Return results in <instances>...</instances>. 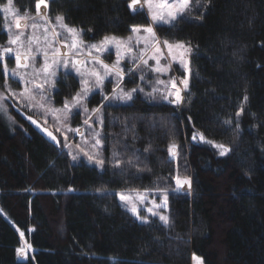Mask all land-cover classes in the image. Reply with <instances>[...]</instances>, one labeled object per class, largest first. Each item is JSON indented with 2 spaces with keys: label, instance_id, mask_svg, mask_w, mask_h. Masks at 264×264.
<instances>
[{
  "label": "trees",
  "instance_id": "obj_1",
  "mask_svg": "<svg viewBox=\"0 0 264 264\" xmlns=\"http://www.w3.org/2000/svg\"><path fill=\"white\" fill-rule=\"evenodd\" d=\"M202 1L197 18L157 27L161 39L195 49L186 106L143 94L105 104L103 169L73 162L18 113L20 126L0 113V264H192L194 255L205 264H264V0ZM36 4L15 0L22 13H36ZM129 4L51 0L49 14L99 41L150 24ZM8 39L0 9V48ZM80 88L75 74L62 75L56 102ZM103 103L97 93L89 105ZM208 141L230 151L221 156ZM179 169L193 192L170 193L169 224L140 223L121 205L118 191L174 188ZM17 229L35 251L26 259Z\"/></svg>",
  "mask_w": 264,
  "mask_h": 264
},
{
  "label": "rangeland",
  "instance_id": "obj_2",
  "mask_svg": "<svg viewBox=\"0 0 264 264\" xmlns=\"http://www.w3.org/2000/svg\"><path fill=\"white\" fill-rule=\"evenodd\" d=\"M130 1L132 4V0ZM50 2L51 0H46V6L43 3L40 5L38 10L39 14H37V11L34 14L22 13L15 5V0H12L11 8L8 11H5V9L8 8V0L0 7L4 15V29L9 37L8 42L0 48V57L3 61V69L4 66L7 65L9 70L7 73H4L6 77L4 87H0V94L8 97V99L0 101V103L5 106V110L0 111V113L9 117L10 121L14 125L20 126L17 124L18 121L16 113H18L33 127L42 132L50 141L54 142L63 151L67 152L73 162L83 161L92 166H96L98 169H103L104 164L102 167L97 165L95 159L98 157L105 162L103 141L104 105L108 102L127 103L130 102L137 94H143L145 97L152 100H164L168 102L170 99H174V97L165 99V93L167 91H175L171 88L170 83V80L174 79L180 89V95L183 97V100L179 105L174 103L171 104L180 109L184 108L186 106V96L195 75L192 60L195 49L190 44L185 42L168 41L171 44H184L186 47L191 49L190 52L183 53L182 50L174 48L172 49V53L169 54V50L163 44V42L167 40H163L159 37L157 27L159 25L171 24L153 23L146 0H137L132 7L133 10H144L150 19V24L147 26H137L136 28H139L140 32L138 34L131 33L129 35L132 36L131 43L133 47L131 52H128L126 47H121L118 50L115 46L109 44L105 46V50L96 51L95 49H92L91 55H89L88 46L93 44L98 45L103 39L99 41H88L84 37V31L80 28L74 27L79 31V39L83 40V45L80 46L78 54H75L77 50L74 49L72 50L74 54L65 56L64 53L68 52L69 48H66L64 45L67 44L70 46L73 43V39L64 25H67L69 28L72 26L67 24L64 16L62 15H59V17H63L62 22L59 23L56 19L58 16H50ZM152 2L156 3L158 0H152ZM190 7L191 10L185 13V15L189 18H197L199 12L205 9V3L202 0H191ZM41 17H43V19H41ZM17 23H19V27L16 26ZM33 24L36 26L33 27ZM148 27H152L155 39L159 43H153L152 37L144 31V29ZM16 36H19L20 39L16 44H10L9 40L15 38ZM129 36L115 37L120 40L127 41ZM138 40L139 43H137ZM6 48H11L12 51L5 52L4 49ZM157 48L160 49L159 52L156 51ZM55 50H59V56L54 54ZM142 51L143 58H140ZM17 53L21 55L22 64L25 62L29 63L30 66L28 68L16 69L15 57ZM118 54L120 61L118 68L123 70L122 78H118L114 72L105 75L104 69L100 64L95 63V60L98 58L103 61L104 64L112 66L116 64ZM181 55H183V59L187 63V69L173 60V57L179 58ZM25 57H28L27 61L25 60ZM63 60H68V68L63 66ZM73 60H77L79 63L73 66ZM144 60H147V64L144 63ZM157 60H159V64H157ZM57 61H60V63H56ZM45 67L48 69L47 72L44 71ZM157 67H160L162 71H153V69ZM76 68H79L80 72H77ZM13 69H16V71L21 74L27 73L24 80H21L19 76L13 77ZM92 71H98L102 76H104L103 83L100 87L94 86L95 77L91 75ZM52 72H54V75H50ZM33 73H39V75L34 76ZM67 73H73L79 78L81 88L78 93H80L81 89L84 87L82 81L85 79L89 81L88 86L90 90L86 98L83 100V104L88 108L87 112L83 111L82 107H72L68 113L67 119L65 120L62 118V112L46 113L44 109L27 106L29 104L28 100L19 95V93L23 92L25 88H29L35 93H40L41 89L36 88V84H43V92L47 98V105L52 109H63L65 103L58 104L55 99V93L58 90V81L60 80V77ZM45 77H47V82H45ZM141 77H143V79H141ZM182 79H187L188 81L186 90L184 85L180 83ZM25 81H32V83H25ZM160 81H163L164 83H160ZM9 88L11 91H9ZM114 89L115 91H113ZM133 89H135V91H132ZM121 90H123L124 93H130L131 99L122 98ZM97 93H100L101 97L104 98V103L102 106L92 108L89 105L90 98ZM72 101L73 98L67 100L69 104H71ZM97 108H99V112H94L93 110ZM29 117H31V119H29ZM57 117H60V119H57ZM89 117H91V119H89ZM33 119L37 121V124L40 127H37V124L32 123ZM86 119L88 120V124H85ZM45 121H47V123H45ZM57 128L60 130L57 131ZM43 129H47L48 132H51L56 137V141H59V143L53 141ZM77 129L79 130L78 132L76 131ZM65 137H67V140H65ZM96 140H99L100 143L97 144ZM213 144L218 143L213 142L212 146ZM214 148L218 151V153H220V149L217 147ZM175 151L179 156L178 148H176ZM89 155L93 157V160L88 159ZM73 156H76L75 160H73ZM177 176H179L182 180L184 178L190 180L191 186L189 187L185 184L178 188L175 179L174 188H167L168 201L166 207L154 208V204H162L160 188H156L154 190L118 191L117 195L119 201L121 205L140 223H142L141 220L137 219L136 215H134L131 211L133 206L137 208L141 217L147 218V223H150L153 219H158L160 221L159 215L152 216L148 212L149 208H152L159 214L167 216L170 223V193L172 191H178L181 193L192 194L193 192V180L191 176L184 169H179L176 172V177ZM121 194L130 197V202L125 203L124 201H121ZM140 197L144 198L142 202ZM1 210L2 209L0 207V212ZM17 230L23 241L21 247L23 251H19V256L22 259H26L29 255H33L35 251L26 242L24 234L21 235L22 232L19 229ZM200 262L205 264L201 257L194 255L192 264H200Z\"/></svg>",
  "mask_w": 264,
  "mask_h": 264
},
{
  "label": "snow or ice",
  "instance_id": "obj_3",
  "mask_svg": "<svg viewBox=\"0 0 264 264\" xmlns=\"http://www.w3.org/2000/svg\"><path fill=\"white\" fill-rule=\"evenodd\" d=\"M137 2V0H132V4H129V7H133V5ZM146 2L148 3V10L149 13L151 14V19L153 21V23L155 24H160V23H164V24H171V25H175V22L179 21H184V20H188L189 17L185 15V13L189 12L191 10V0H158V2L153 3L152 0H146ZM45 4L46 6V0H37V4H36V8H37V14L38 10L40 8L41 4ZM12 5V0H8V8L5 9V11H8L11 8ZM41 19H43V17H41ZM57 22H62L63 17H57ZM17 27H19V23H17L16 25ZM36 25L33 24V27H35ZM65 28H67L68 33L71 34L72 39H73V43L69 46L67 44H65L64 46L66 48H69V51L64 53L65 56L68 55H72L74 54L72 50H77L75 54H78L80 46L83 45V40L79 39L80 37V33L79 31L74 28V27H67V25H64ZM144 31L146 33H148L151 37H152V42L153 43H159L156 39H155V34L153 32L152 27H148L146 29H144ZM140 32L139 28L133 27L132 28V33L133 34H138ZM20 39L19 36H16L13 39L9 40L10 44H16L17 41ZM132 36L128 37L127 41H123L120 40L119 38L115 37V36H105L103 38V40L97 45V44H93L88 46V51H89V55H91V50L95 49L96 51H101V50H105V46L106 45H113L115 46L118 50L121 47H126L128 52L132 51ZM137 43H139V40L137 41ZM164 46L169 50V54L172 53V49H180L182 50L183 53L186 52H190V48L186 47L184 44L181 43H176V44H171L168 41H164L163 42ZM5 52H11L12 49L11 48H6L4 49ZM157 52L160 51L159 48L156 49ZM55 55L59 56V50H55L54 52ZM140 58H143V51L140 54ZM28 57H25V60L27 61ZM16 69L19 68H28L30 65L29 63L25 62V63H21V55L19 53H17L16 57ZM173 60L175 62H178L182 67H184L185 69H187V63L184 61L183 59V55H181L179 58L177 57H173ZM119 54L117 56V61L116 64L109 66L108 64H104L103 61L99 60L98 58L95 60V63H98L102 66V68L105 71V75L113 73L118 77V78H122V69L118 68L119 65ZM56 63H60V61H57ZM63 66L65 68H68L69 66V62L68 60H63ZM79 61L77 60H73L72 61V65H76L78 64ZM144 63L147 64V60H144ZM157 64H159V60H157ZM16 69L12 70V76L16 77L19 76L21 80H24L25 76L27 75V73L21 74L20 72L16 71ZM4 73H7L9 70L7 68V65L4 66L3 69ZM45 72L48 71L47 67H45L44 69ZM77 72H80L79 68H76ZM153 71L156 72H160L162 71V69L160 67L154 68ZM33 75H39V73H33ZM50 75H54V72L50 73ZM91 75L95 77V87H100L103 83V79L104 76H102L98 71H92ZM45 82H47V77L44 78ZM141 79H143V77H141ZM25 83H32V81H25ZM84 87L81 89L80 93H77L75 97H73V101L71 104H69V102H65L64 104V108L63 109H52L51 107H49L46 103V96L44 95L43 92V84H36V88L41 89L40 93H35L33 92L31 89L29 88H25L23 92L19 93L20 96H23L26 100H28L29 104L27 106L29 107H37V108H41L44 109L46 111V113H63V119H67L68 113L70 112L72 107H82L83 111L87 112L88 108L86 107V105L83 104V100L86 98L88 92H89V81L87 79L82 81ZM160 83H164L163 81H160ZM171 83V88L174 89L175 91H167L165 93V99H168L169 97H174V99H170L168 102L169 103H174L176 105H179L182 100L183 97L180 95V89L177 86V83L174 79L170 80ZM181 84L184 85L185 90L187 89V85H188V81L187 79H182L180 81ZM9 91H11V89L9 88ZM115 91V89L113 90ZM132 91H135V89H133ZM122 92V98H127V99H131V94L130 93H124L123 90H121ZM15 95V94H13ZM8 99V97L3 96L2 94H0V101L2 100H6ZM245 99H247V97H245ZM35 102V103H33ZM5 110V106L0 103V111H4ZM94 112H99V108L94 109ZM243 111V108L240 109L239 112H237V116L240 115V113ZM29 119H31V117H29ZM57 119H60V117H57ZM89 119H91V117H89ZM102 122V121H101ZM33 124H37L36 120H32ZM45 123H47V121H45ZM225 124H230L231 121H225ZM85 124H88V120H85ZM90 126V125H89ZM37 127H40L37 124ZM45 132H47V135L53 140L56 141V137L51 133L48 132L47 129H43ZM60 129L57 128V131H59ZM77 132L79 131L78 129L76 130ZM200 139L203 141L205 139V137L203 136V134H199ZM193 139H195V135L193 136ZM65 140H67V137H65ZM57 143H59V141H56ZM209 143H212L211 141H208ZM96 143L99 144L100 141L96 140ZM214 147H217L218 149H220V155L223 156L226 153H228L230 151V149L226 146H224L223 144H213ZM178 146L173 144L169 147V152L173 157L178 156V153L175 151V149ZM147 150V149H146ZM115 155V154H114ZM76 159V156H73V160ZM89 160H93V157L91 155L88 156ZM95 162L97 165L99 166H103L104 161L102 159H99L98 157L95 159ZM129 163H131V161H129ZM117 166H119L117 164ZM176 179V184L177 187H182L183 185L187 184L189 187L191 186L190 180H188L187 178H184L183 180L177 176L175 177ZM161 195H162V204H154V208H160V207H166L167 206V201H168V195H167V189H161ZM120 199L121 201H124L125 203L130 202L131 198L127 197L123 194L120 195ZM141 202L143 201V197H140ZM131 211L134 215H136L137 219H140L142 223H147L148 220L146 217H141L138 213V210L135 206H133L131 208ZM148 212L152 215V216H157L159 215V219L160 221H162L165 225H167L169 223V218L165 215L159 214L158 212L154 211L152 208L148 209ZM21 235H23V233H21ZM30 247V246H29ZM18 251H23V249H18ZM195 259V257H194ZM200 264H202V262H200Z\"/></svg>",
  "mask_w": 264,
  "mask_h": 264
}]
</instances>
